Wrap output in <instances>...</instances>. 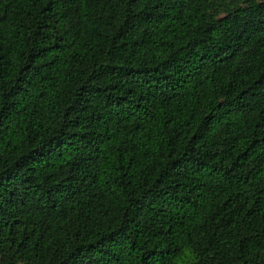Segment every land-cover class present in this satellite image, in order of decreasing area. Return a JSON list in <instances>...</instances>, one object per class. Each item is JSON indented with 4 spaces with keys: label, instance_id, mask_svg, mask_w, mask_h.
Instances as JSON below:
<instances>
[{
    "label": "trees",
    "instance_id": "obj_1",
    "mask_svg": "<svg viewBox=\"0 0 264 264\" xmlns=\"http://www.w3.org/2000/svg\"><path fill=\"white\" fill-rule=\"evenodd\" d=\"M0 264H264V0H0Z\"/></svg>",
    "mask_w": 264,
    "mask_h": 264
}]
</instances>
